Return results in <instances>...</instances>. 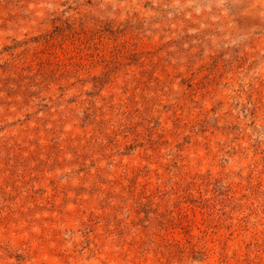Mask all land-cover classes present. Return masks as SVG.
Listing matches in <instances>:
<instances>
[{
    "label": "rangeland",
    "instance_id": "1",
    "mask_svg": "<svg viewBox=\"0 0 264 264\" xmlns=\"http://www.w3.org/2000/svg\"><path fill=\"white\" fill-rule=\"evenodd\" d=\"M0 264H264V0H0Z\"/></svg>",
    "mask_w": 264,
    "mask_h": 264
}]
</instances>
